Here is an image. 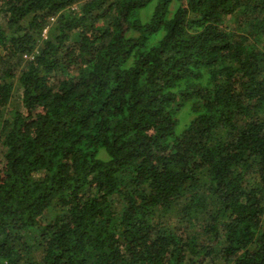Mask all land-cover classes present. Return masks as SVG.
<instances>
[{
	"label": "clouds",
	"instance_id": "9594fccd",
	"mask_svg": "<svg viewBox=\"0 0 264 264\" xmlns=\"http://www.w3.org/2000/svg\"><path fill=\"white\" fill-rule=\"evenodd\" d=\"M0 264H264V0H0Z\"/></svg>",
	"mask_w": 264,
	"mask_h": 264
}]
</instances>
